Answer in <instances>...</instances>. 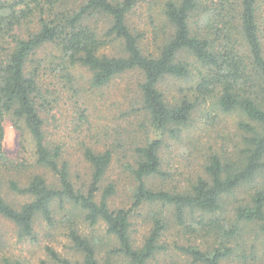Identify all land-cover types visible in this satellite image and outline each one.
<instances>
[{"label":"trees","instance_id":"obj_1","mask_svg":"<svg viewBox=\"0 0 264 264\" xmlns=\"http://www.w3.org/2000/svg\"><path fill=\"white\" fill-rule=\"evenodd\" d=\"M145 4L159 5L165 18L166 37L154 52L142 47L145 36L131 20ZM96 17L108 22L103 32L91 23ZM111 44L120 45L115 55L104 53ZM77 67L90 73L92 88L106 87L128 74L141 79L142 109L161 138L134 149L132 208L111 207L116 186H103L114 149L84 150L90 174L79 185L63 155L65 147L48 140L44 116L57 98L46 85V76L71 90ZM167 79L189 81L191 86L171 100L160 88ZM207 104L240 117L236 129L243 142L231 152L208 155L201 174L188 179L187 186L171 191L149 186L148 179L169 176L162 169L164 135L177 138ZM8 119L31 136L35 165L54 176L52 182L40 174L23 184L9 181L12 194L29 197L22 204L7 200L3 193L1 168L26 166L25 160L16 163L5 152ZM237 192H248V197L236 198L231 207L227 199ZM56 203L78 208L90 227L103 223L116 240L108 256L128 264H151L168 250L162 240L169 222L159 215L153 217L143 245L134 244L131 214L146 204L171 207L185 234L207 232L206 236L217 237L206 250L175 245L193 264H221L233 254L231 243L241 238L245 225L259 226L264 248V0H0V217L16 226L20 240L37 242L38 219L48 230L59 227ZM61 234L81 253V264H100L96 236L83 233L75 222ZM46 251L50 262L40 264H72L53 248ZM23 262L0 246V264H29Z\"/></svg>","mask_w":264,"mask_h":264},{"label":"rangeland","instance_id":"obj_2","mask_svg":"<svg viewBox=\"0 0 264 264\" xmlns=\"http://www.w3.org/2000/svg\"><path fill=\"white\" fill-rule=\"evenodd\" d=\"M96 18L98 19L92 20L91 23H97L99 30L103 32L108 28V22L103 17ZM164 19L160 6L156 4L141 5L131 16L136 30L145 36L142 47L147 52H154L163 44L166 37ZM119 47L118 44H111L104 53L115 55L119 52ZM72 74L76 77V82L71 90L69 87L63 88V82L60 80L51 75L46 76V85L50 86L54 93L57 91V95L53 93L57 98L56 102L51 104L53 110L44 116L48 140L65 147L63 155L69 159L73 179L79 185L86 182L90 174L89 166L84 162V150L114 149L113 162L103 186L111 183L116 186V193L110 200L111 207L132 208V197L136 187L131 173V169L135 167L134 149L144 145L148 140L161 138L159 132L153 131L149 117L142 109L138 86L141 79L137 75L128 74L117 77L106 87L92 88L89 81L91 75L87 70L77 67ZM190 86L189 81L167 79L160 88L172 100L181 93V89H189ZM188 93L189 91L186 92ZM239 121L240 117L237 114L219 113L211 108L210 104L201 107L194 113L192 123L177 138L164 135V146L161 151L164 161L162 169L164 173H169V176L166 180L152 177L148 179V185L154 189L164 188L167 191L175 190L178 186H187L188 179L201 174L208 155L213 152L219 154L231 152L243 142L242 133L236 129ZM5 130V152L16 163L20 164L25 160L26 166L18 169L19 171L14 168H1L5 183L3 193L7 200L22 204L29 201V197L12 194L9 181L23 184L34 174H40L52 182L54 176L47 169L35 165L34 145L28 133L22 134L11 119L6 121ZM244 197H248V192L246 194L237 192L227 200L231 201V205L237 201L236 198L242 200ZM55 206L58 210L56 222L59 227L48 230V225L38 219L35 227L37 242H32L31 239L20 240L16 226L0 217V246L5 247L7 252L22 262L29 261V264H40L42 260L50 262L46 247L53 248L72 264H81L83 256L72 247L69 239L61 234V229L65 232L70 222H75L83 233L97 237L100 243V264H107L106 262L128 264L123 258L108 256L107 252L114 247L116 240L107 234L103 223L90 227L83 221L78 208L71 204H65L63 208L57 203ZM155 215L169 222L162 240L168 245V250L158 255L151 264H193L192 259L176 250L175 245L183 246L187 243L206 250L217 240V237L206 236L207 232L200 235L185 234L183 228L176 225L173 209L155 203L143 205L132 211L131 236L135 246L143 245ZM188 222L194 223L190 219ZM243 228L241 238L231 243L234 247L233 254L221 264H264L263 233L259 226L250 224Z\"/></svg>","mask_w":264,"mask_h":264},{"label":"clouds","instance_id":"obj_3","mask_svg":"<svg viewBox=\"0 0 264 264\" xmlns=\"http://www.w3.org/2000/svg\"><path fill=\"white\" fill-rule=\"evenodd\" d=\"M207 19H208V16L206 15V16L203 18V20H202V24H203V23H206V22H207Z\"/></svg>","mask_w":264,"mask_h":264}]
</instances>
